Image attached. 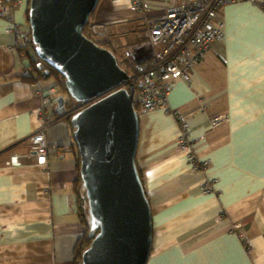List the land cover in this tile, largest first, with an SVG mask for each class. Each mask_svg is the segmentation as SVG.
Masks as SVG:
<instances>
[{
	"label": "crops",
	"instance_id": "0c3cea01",
	"mask_svg": "<svg viewBox=\"0 0 264 264\" xmlns=\"http://www.w3.org/2000/svg\"><path fill=\"white\" fill-rule=\"evenodd\" d=\"M3 3L13 5V19L0 13V264H74L84 230L73 186L76 155L70 125L56 111V98L67 96L58 83L46 133L56 149L46 164H34L26 149L40 125L35 91L47 94L57 82L23 75L34 57L28 2ZM123 3L99 1L93 16L105 23L104 34L125 20ZM218 18L222 38L189 81L174 84L168 110L139 113L135 160L152 220L145 264H264V0L226 4ZM218 114L225 120L211 127ZM15 146L20 167L7 164ZM194 160L205 168L193 170Z\"/></svg>",
	"mask_w": 264,
	"mask_h": 264
},
{
	"label": "water",
	"instance_id": "95a60500",
	"mask_svg": "<svg viewBox=\"0 0 264 264\" xmlns=\"http://www.w3.org/2000/svg\"><path fill=\"white\" fill-rule=\"evenodd\" d=\"M98 4L28 0L29 34L37 58L61 76L66 96L83 104L69 117L89 240L78 264H145L152 220L135 160L139 114L115 54L82 32ZM56 111H66L64 96L56 98Z\"/></svg>",
	"mask_w": 264,
	"mask_h": 264
},
{
	"label": "built area",
	"instance_id": "2783aa9c",
	"mask_svg": "<svg viewBox=\"0 0 264 264\" xmlns=\"http://www.w3.org/2000/svg\"><path fill=\"white\" fill-rule=\"evenodd\" d=\"M118 2L119 0H113ZM127 2L128 10L136 16H142L143 29L138 33V42L127 48L132 57L129 73L133 86V104L137 113L156 109L168 110L167 95L177 81L187 82L193 68L201 59L210 44L223 36L222 24L218 18V9L226 4L241 0H122ZM0 0V13L11 16V9ZM152 4L157 7H150ZM162 4V5H161ZM12 18V16H11ZM94 24V23H93ZM91 28L96 35L100 30ZM17 35V32L15 33ZM116 59L123 64L125 54L118 52ZM128 59V58H127ZM40 66V65H39ZM125 69L124 66H121ZM26 75L30 70L25 71ZM58 85L50 87L47 94L37 91L40 104L36 108L39 128L30 134L28 149L34 157V164L44 165L47 156L56 145L47 140V129L55 121L49 113V106L55 100L53 93ZM225 120L218 114L211 118L210 126L215 127ZM188 124L181 121V130L187 133ZM183 135V134H182ZM183 138V137H182ZM181 146H186L183 138ZM22 157L15 149L8 154V166L20 167ZM204 161L194 160L193 169L204 167Z\"/></svg>",
	"mask_w": 264,
	"mask_h": 264
},
{
	"label": "trees",
	"instance_id": "16d2710c",
	"mask_svg": "<svg viewBox=\"0 0 264 264\" xmlns=\"http://www.w3.org/2000/svg\"><path fill=\"white\" fill-rule=\"evenodd\" d=\"M4 1H6V0H4ZM94 13H95V11L91 14V19L93 18ZM29 31H30V29H29ZM82 32L86 37L94 40L97 44L104 46L105 48H107L108 50L113 52L114 54H117L118 52H120V50L114 46L112 39H110V37H111L110 35H107L106 38L98 39V38L94 37V35L92 34L88 24H86L83 27ZM28 35L30 36L29 33H28ZM30 42H31V39L28 43H30ZM29 64L31 65L32 69L30 70V74L25 76L27 78V80H29L30 82H35L39 79H42V77H44V75L46 76L45 78L53 77L54 79H56L57 83H59L61 85L62 91L64 92V86H63L62 78L53 68H51L47 64H45L46 67L48 68V70H47L48 72L46 71L44 73L43 67L35 65L33 58L30 59ZM130 68H131V66H130ZM82 105H83L82 103L76 102L72 98L70 99L69 97H67V100L65 102L66 111L57 114V116H61L62 118H64L66 120L67 124L69 125L70 114H72L75 110H77ZM74 148H75V155H76V164H75L76 177H75V180L73 182V186H74V190H75L76 198H77V208H78V215H79V219H80L79 221H80V223L84 229V233H82V235L78 238V240L75 244V247H74V251H73V263L78 264L80 261L81 252L89 244V240L86 238L85 225H84L85 217H84V213H83V203L85 201V198L83 196H81L79 191H78V188L80 185L79 156H78L77 148L75 147V145H74ZM139 175H140V170H139ZM140 177H141V175H140Z\"/></svg>",
	"mask_w": 264,
	"mask_h": 264
},
{
	"label": "rangeland",
	"instance_id": "374dc122",
	"mask_svg": "<svg viewBox=\"0 0 264 264\" xmlns=\"http://www.w3.org/2000/svg\"><path fill=\"white\" fill-rule=\"evenodd\" d=\"M2 1L6 2L4 0H2ZM111 1H112L113 4H115V1H113V0H111ZM120 1H122V0H119L118 2H120ZM123 5L125 6L124 8L126 10H125V12L123 11V13H120V14L123 15V16H126L125 18L122 17V19H125V20L122 21L121 19H118L117 21H115L113 23H110L109 27L112 29V30H110V35H112L111 39L113 41L114 46L117 47L120 50V52L122 51L125 54V57H126L125 60H124V63L123 64H119V65L120 66H124L125 69L127 71H129V73H130L132 71V68H130V64H128V63H129V60H132V59H131L130 55L127 53V48H128V46L131 45L132 42L134 43V42H138L139 41V39H138V37L136 35L143 29V27H142L143 20H142V16L140 14H137L135 16L134 13H132L131 10H128L126 8L127 6H126L125 3H123ZM157 6L158 5L152 4L150 7L154 8V7H157ZM157 8H160V7H157ZM10 9H11V12H12V9H13V5L12 4H10L8 6V10H10ZM27 14H28V11H27ZM115 17H117V16H115ZM12 19H13V17H12ZM93 26H96V30H100V32H101V35L100 34L96 35L95 33H93L92 29H90L92 34L94 35V37H96L98 39H102V38H104V36H107L106 34H104L105 33L104 26H106V25H105V23L102 20L100 21L99 19H97L96 17L93 16L92 27ZM33 47H34V44L31 41L30 42V49L33 50ZM127 58H129V60ZM33 61L35 62V65H37V66L40 65V66L43 67L44 73L48 70V68L45 65L46 63L43 62L42 60H40L39 58H37L35 53H34ZM27 69L28 70L32 69L30 64H28V66L25 68V71ZM23 75L27 76L25 74V72H24ZM45 77L46 76L44 75V78ZM55 82H57L56 79H55ZM55 84L58 85V83H55ZM36 92H37V90L35 91V93ZM13 149H16V146L13 147V148H10L9 151L13 150ZM9 151H8L7 155L9 154ZM7 162H8V156H7ZM205 166H206V164H204V167L199 168V169H203V168H205ZM193 170H197V169H193Z\"/></svg>",
	"mask_w": 264,
	"mask_h": 264
},
{
	"label": "clouds",
	"instance_id": "9594fccd",
	"mask_svg": "<svg viewBox=\"0 0 264 264\" xmlns=\"http://www.w3.org/2000/svg\"><path fill=\"white\" fill-rule=\"evenodd\" d=\"M27 2H28V0H27ZM92 13H93V12H92ZM92 13H91V14H92ZM91 21H93V18L91 19V15H90L89 20H88V22H87V24L89 25V28H90V29H92V28H91ZM30 38H31V37H30ZM121 52H122V51H121ZM115 56H116V54H115ZM130 57H131V56H130ZM128 60H129V58H128ZM123 69H124V68H123ZM124 70H125L126 72L129 73V71H127L126 69H124Z\"/></svg>",
	"mask_w": 264,
	"mask_h": 264
},
{
	"label": "bare ground",
	"instance_id": "6f19581e",
	"mask_svg": "<svg viewBox=\"0 0 264 264\" xmlns=\"http://www.w3.org/2000/svg\"><path fill=\"white\" fill-rule=\"evenodd\" d=\"M127 74L129 75V73L127 72Z\"/></svg>",
	"mask_w": 264,
	"mask_h": 264
}]
</instances>
